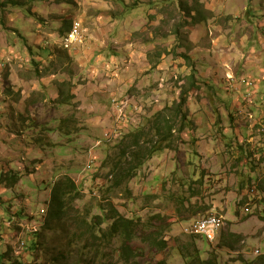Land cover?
Masks as SVG:
<instances>
[{"label":"rangeland","instance_id":"obj_1","mask_svg":"<svg viewBox=\"0 0 264 264\" xmlns=\"http://www.w3.org/2000/svg\"><path fill=\"white\" fill-rule=\"evenodd\" d=\"M246 5L259 14L264 0H0V264H79L70 256L76 247L53 261L68 251L77 213L93 221L111 218L113 209L138 223L130 243L138 264H188L191 256H217L222 264H262L264 157L252 160L246 171L235 165L227 172L232 160L223 166L216 159L211 167L201 160L210 137L215 139L211 150L226 156L232 150L220 141L231 116L225 110L222 119L225 101L218 94L226 101L239 96L256 113L264 107L259 82L241 76L249 56L259 60L257 55L264 53L259 40L246 46L253 34L242 21ZM77 23L81 42L66 48L64 37ZM257 32L264 38V26H257ZM16 77L23 85L32 79L31 85L49 97L58 89V101L44 104V95L33 110L13 107L10 100L20 96L13 91L19 87ZM184 90L183 123L175 106ZM117 101L124 102L121 117ZM160 112L174 122L173 147L146 160L136 177L115 189L112 169L121 157L123 137L145 128L140 144L146 145L154 134L153 121H164ZM25 115L30 121H24ZM50 118L57 121L48 122ZM118 121L127 122L119 125L123 135L116 139ZM192 154V162L196 156L202 162L197 171L188 161ZM66 176L76 183L81 200L66 214L64 226H48L53 185ZM14 177L18 181L11 187L8 180ZM190 189L199 191L200 199L189 200L195 191ZM12 195L17 202L11 206ZM9 206L35 213L37 221L28 225L39 230L38 236L26 232L25 245L14 239L19 231L7 227L12 223ZM41 208L46 211L39 217ZM212 212L224 221L214 244L188 232ZM113 222L103 229L108 231ZM6 235L15 237L3 243ZM154 238L167 247L154 248ZM124 243V238L104 242L99 264H129L117 253Z\"/></svg>","mask_w":264,"mask_h":264},{"label":"trees","instance_id":"obj_2","mask_svg":"<svg viewBox=\"0 0 264 264\" xmlns=\"http://www.w3.org/2000/svg\"><path fill=\"white\" fill-rule=\"evenodd\" d=\"M15 3V2H13ZM4 6V5H3ZM188 90H184L182 93L181 101L175 106V113L181 114L183 118V123L185 122L186 114H183V106L187 102L186 96L188 95ZM62 99L65 100V96L62 93ZM159 116H163L164 121H153L152 130L154 134L151 139H146L144 141L146 145H142L141 140L144 139L145 128H141L136 131H131L126 134L119 146L121 149V157L116 161L114 168L112 169V174L116 177L114 182V188H123L126 183H128L132 178L137 176V171L142 167L144 162L149 158H152L158 152L163 151L166 148H172L174 143V122L171 121L164 113H159ZM182 129V128H181ZM184 129V128H183ZM182 129V130H183ZM158 136L159 139L155 140ZM150 137V136H147ZM56 175V174H55ZM54 175V176H55ZM55 179L57 177L55 176ZM11 187L17 184V178L14 177L12 180H8ZM184 198V197H183ZM182 202H185L184 199ZM81 200V192L79 191L76 183L70 177H61L53 185L51 191V198L49 200V213L47 225L49 223H56L58 225H63L65 223L66 214L68 211L73 209V205ZM11 205V204H10ZM11 207L9 206V211ZM115 213L111 215V218L107 216H96L93 221H89V215H81L77 213V217L74 219L71 229L73 230L71 234V239L68 242V251L61 252V256L55 257L54 262L61 258H65L66 255L70 254L76 248L78 250L70 254L71 258L75 257L80 260L77 261L79 264L82 261L84 264H99L100 258L105 256L103 251H101V245L111 244L113 240L125 239V243L122 249H119L117 253L123 257L129 264H138L136 259V253L133 251L130 243L133 240L134 230L138 227V223L134 220L128 219L121 215L117 210L113 209ZM28 219V217H24ZM114 220L112 226L108 231L103 229V226L108 223V221ZM46 225V227H48ZM66 231V229H63ZM38 236L34 234L35 238ZM37 244V241H35ZM106 244H103V243ZM154 248L158 247L163 250L167 247V243L164 241H158L154 238L151 242ZM36 248V247H35ZM68 259V258H67ZM133 260V261H131ZM262 264H264V256L261 258ZM188 264H222L216 258L203 260L200 256H191Z\"/></svg>","mask_w":264,"mask_h":264},{"label":"crops","instance_id":"obj_3","mask_svg":"<svg viewBox=\"0 0 264 264\" xmlns=\"http://www.w3.org/2000/svg\"><path fill=\"white\" fill-rule=\"evenodd\" d=\"M243 11H245L244 15L246 19H243L242 21L252 26V29L250 32L253 33L249 35L247 40L245 41L246 46H249L251 48L254 45V40H259L260 42L264 44V38L260 36L262 34L260 32L256 33L257 26L259 28L261 26H264V6H263L262 11L259 14H256L255 12H253L251 6H248V5L244 7ZM236 22L237 20L235 21L233 26L236 25ZM254 57L255 56H252V54L249 56V58L251 59L250 60L248 59L249 61H247V65L245 64L246 66L244 65L241 76L251 77L253 78L254 81L259 82L258 83V94L261 95L260 98L264 103V53H260L257 55V57H259V60L258 59L255 60ZM16 79H17L16 84L19 85L17 89H21V90H17L13 88V91L15 92L20 91V96L18 97V99H11L10 101L12 102V106L17 107L19 110H22L24 112L26 111V109L33 110L36 105L41 104V103L35 102L36 100H38L37 98H40V100H42L43 99L42 96L44 95H45V100L43 102L44 104L48 103L50 100L58 101L60 97V93L58 89L50 91L49 92L50 97H49V95L47 96V91L42 89L40 86H35L36 84L31 85L32 79L29 81H26L24 85L20 84L21 79L19 77H16ZM213 79L218 81L216 78H213ZM20 85H23V86L21 87ZM211 87L213 88V85H211ZM242 89H244V85ZM32 95L35 98L34 100L31 98ZM230 95H233V94L230 93ZM218 96L222 102L225 101V103H222L224 105L223 107L224 110H221V113L223 116L222 119H224L225 121V117H227V115H225V110H228V114L231 116L230 118L231 122H226V124H224L225 125L224 132L226 134L225 135L221 134L220 141L223 142L226 140L227 147L232 146V150H229L230 152L227 153V156H226V153L220 149L211 150L210 149L212 145L211 143L212 141H215V139L213 137H210L206 139L208 143L209 141H211L209 143L210 147L206 151L205 157L203 158L200 157V158L202 162L206 160V162L210 164V167L213 164H215L217 160H220L223 166L226 165L224 160H227V163H229V161L232 160L233 164L230 166L227 165L226 171H223V172H227L230 167L232 169V166H235V165L238 166V171L240 168L245 169L246 171L247 167L251 165L250 163H252L253 165L252 160L256 159L257 162H260L262 158L264 157V107L261 106L258 113H256L252 109H250V104L249 103L246 104L247 101H245L244 98H243L244 102H242V98L234 95L232 96L233 97L232 100L226 101L224 97H221L219 94ZM241 97H244V96H242L241 94ZM9 98L10 97H6L4 99L9 100ZM231 110H235V112L232 113ZM26 119H27V116L25 115L24 121H30ZM54 121H57V119L55 120V118H52V119L50 118L48 122H54ZM212 121H214V119H212ZM198 131L200 132V129H198ZM200 135L202 134L200 133L199 136ZM11 136L13 135L11 134ZM194 136L195 138L199 137L198 134H194ZM195 138L193 139L194 141H195ZM196 142H197V145L200 144V140L197 139ZM233 145L235 148L233 147ZM223 153L225 154V156ZM251 153H253V156L250 157V161H249L247 157ZM229 154L231 155L232 158H230ZM193 155L194 154L188 157V161L190 162V164L194 166L196 165L195 169L197 171L198 166H200L202 162H200L199 156H196L195 161L192 162L191 158ZM195 155H197V153H195ZM192 165L190 166L193 167ZM205 165L207 166V164ZM194 171L195 170H193V172ZM246 174H249V172H246ZM252 176L253 177H250V178L256 179L255 175L252 174ZM244 178L246 179V177ZM204 187L207 188V182L204 184ZM190 190H195V189H190ZM198 195H199V191L195 190L194 192H191L189 194L190 199L189 198L188 199L189 200L191 199L193 200L195 198L200 199V198H197ZM215 206H218V204H215Z\"/></svg>","mask_w":264,"mask_h":264},{"label":"built area","instance_id":"obj_4","mask_svg":"<svg viewBox=\"0 0 264 264\" xmlns=\"http://www.w3.org/2000/svg\"><path fill=\"white\" fill-rule=\"evenodd\" d=\"M81 25L77 23L72 27V29L65 35L63 43L66 48H72L74 47V44L76 45L77 42H81V31H80ZM247 97L251 98V95H248ZM124 104L122 101H117L115 105V111L121 117L124 114V111L122 110L121 106ZM124 119V117H122ZM127 121H118V126L115 128L113 134L116 139L122 136V131L121 126H125ZM121 125V126H119ZM113 134H106L107 137L112 136ZM98 143V142H97ZM98 147H100V142ZM16 204V203H15ZM18 209L13 208V221L12 223L20 229L19 235L16 236V239H18V243L21 242V244L25 245V242H22V239L20 238V235L25 234L26 232L27 235L30 234H35L38 233L39 230H32L31 225H28L29 222L35 221L34 219H31V216L28 217V219H21L17 216L18 214ZM46 209L42 208L41 209V216L45 214ZM34 218V217H32ZM34 223V222H33ZM35 224V223H34ZM11 224H9L10 226ZM37 225V224H35ZM224 226V221L223 217H220L219 215L212 213L209 216L199 219L196 222H194L191 227L189 228L188 232H191L193 235L200 236L203 239L207 240L209 243H215L221 233V230ZM17 233V232H16ZM10 237H7V240H10ZM19 256V255H18ZM16 256V257H18Z\"/></svg>","mask_w":264,"mask_h":264},{"label":"clouds","instance_id":"obj_5","mask_svg":"<svg viewBox=\"0 0 264 264\" xmlns=\"http://www.w3.org/2000/svg\"><path fill=\"white\" fill-rule=\"evenodd\" d=\"M71 29H72V28H71ZM71 29H70V30H71ZM70 30H69V31H70ZM69 31H68V32H69ZM68 32H67V33H68ZM67 33H66V34H67ZM247 96H248V95H245L246 98H247ZM250 99H251V98H250ZM122 135H123V133H122ZM121 137H122V136H121ZM121 137H120V138H121ZM12 197H13L12 199H14V196H13V195H12ZM16 202H17V200H15V199H14L13 201H11V203H10L11 206L14 205V203H16ZM17 209L19 210V211H18V214H17V216H18L19 218L24 219V217H30V215H28V213H30V212H27V211H26V212H23L19 207H18ZM41 209H42V208H41ZM41 209H40V211H41ZM40 211H39V214H40L39 217H42ZM12 213H13V207H11V210H10V214H11V222L13 221V220H12V219H13V215H12ZM39 214H38V215H39ZM211 214H212V213H211ZM38 215H37V216H38ZM32 217H34V218H32ZM37 218H38V217H37ZM31 219H34L35 221H37L36 218H35V213H32ZM196 221H197V220H196ZM9 224H11V225H10V226H9V225L7 226L8 229L11 228V227L13 226L14 229H15V232H16V230H18L19 233H20V229H18V227H17L16 225H14L13 223H9ZM15 234H16V233H15ZM24 235H25V234L20 235V238L23 239V238H24ZM7 237H9V235H6V236L4 237V239L2 240L3 243H6V242H7ZM14 237H15V236H14ZM14 237H11L10 240H12ZM30 237H33V235L30 234ZM198 237H200V236H198ZM201 238H202V237H201ZM218 238H219V237H218ZM14 239H16V237H15ZM25 239H27V238H25ZM210 244H211V243H210ZM213 244H214V243H213ZM20 259H21V258H20ZM19 262H20V261H19Z\"/></svg>","mask_w":264,"mask_h":264}]
</instances>
